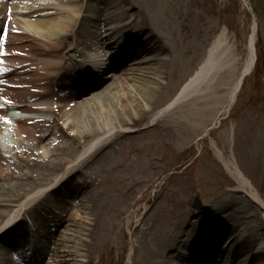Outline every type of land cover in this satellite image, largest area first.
Masks as SVG:
<instances>
[{"label":"bare ground","instance_id":"bare-ground-1","mask_svg":"<svg viewBox=\"0 0 264 264\" xmlns=\"http://www.w3.org/2000/svg\"><path fill=\"white\" fill-rule=\"evenodd\" d=\"M142 1L152 19L164 14V0ZM133 7L126 0H0V30L8 32L10 53L0 55V264H90L89 204L48 208L52 223L41 212L81 162L95 158L138 113L173 117L192 135L188 145L209 130L218 109L234 103L241 76L227 87L226 71L235 69L236 57L226 29L210 35L196 65L168 86L173 60L163 40L173 28L143 27ZM254 36L241 75L253 68ZM100 83L108 85L101 89ZM223 134L232 141L230 131ZM210 144L239 188L208 207L206 216L186 219V230L169 235L160 254L149 239L150 264H264L257 224L264 198L236 161ZM230 229L238 233L215 247ZM58 232L67 243L62 250L55 245Z\"/></svg>","mask_w":264,"mask_h":264},{"label":"rangeland","instance_id":"rangeland-1","mask_svg":"<svg viewBox=\"0 0 264 264\" xmlns=\"http://www.w3.org/2000/svg\"><path fill=\"white\" fill-rule=\"evenodd\" d=\"M245 1L249 8L243 0H164L165 12L154 20L144 1L126 0L134 5L143 27L168 24L173 28L171 38L166 33L163 40H168L166 47L173 60L167 67L168 86L178 83L196 65L204 42L221 29H226L228 45L236 57L235 69L226 71L228 88L234 86L249 59L252 34L256 61L230 108L218 109L209 130L199 132L188 145L192 135L175 125L173 117L153 119L150 114L138 113L127 120V129L117 131L95 158L86 157L64 188L54 193L52 203L41 211L48 222L52 221L44 212L48 208L53 211L70 205L75 208L76 202L89 204L93 236L90 264H150L149 239L155 254H160L169 235L180 227L186 230L189 220L206 216L208 207L238 190L237 182L214 153L212 140L227 159L236 161L264 198V0ZM99 85L104 89L108 84ZM225 130L232 133L231 142L226 141ZM195 194L201 209L191 208ZM238 195L246 198L241 191ZM181 211L186 213L181 215ZM258 212L261 220L257 224L264 232V215ZM232 230L215 247L238 233ZM55 238L56 247H67L60 232ZM262 240L264 243V237ZM218 257L225 259L222 254Z\"/></svg>","mask_w":264,"mask_h":264},{"label":"snow or ice","instance_id":"snow-or-ice-1","mask_svg":"<svg viewBox=\"0 0 264 264\" xmlns=\"http://www.w3.org/2000/svg\"><path fill=\"white\" fill-rule=\"evenodd\" d=\"M7 37H8L7 30H0V55H8V54H10V53H7L6 50H5V44H6V41H7ZM3 103H10V101L4 99Z\"/></svg>","mask_w":264,"mask_h":264},{"label":"water","instance_id":"water-1","mask_svg":"<svg viewBox=\"0 0 264 264\" xmlns=\"http://www.w3.org/2000/svg\"><path fill=\"white\" fill-rule=\"evenodd\" d=\"M193 201H192V203H191V208L193 209V210H196V209H201V201H200V199H198V196H197V194H195V196L193 197V199H192Z\"/></svg>","mask_w":264,"mask_h":264}]
</instances>
